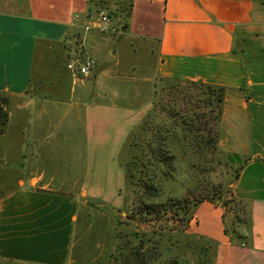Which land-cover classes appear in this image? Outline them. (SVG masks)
<instances>
[{"label":"crops","instance_id":"0c3cea01","mask_svg":"<svg viewBox=\"0 0 264 264\" xmlns=\"http://www.w3.org/2000/svg\"><path fill=\"white\" fill-rule=\"evenodd\" d=\"M132 3L128 33L157 43L154 76L139 80L153 88L138 110L96 104L86 90L94 86L86 83L95 82L66 68L73 57H88L87 0H0V93L8 97L9 112L0 135V264H97L87 246L102 247L94 239L98 233L88 242L80 235L94 228L106 201L121 199L120 186L101 185L118 169L123 174L118 154L166 79L226 89L218 148L232 168H241L228 186L249 209L245 246L230 243L223 209L209 202L194 209L188 233L217 242L214 264H264V0ZM105 80L120 83L114 75ZM66 104L74 111L71 128L62 129L56 121L64 119L59 112ZM100 145L107 155L97 165L88 147L96 152ZM96 165L110 168L106 175L97 171V182ZM124 206L120 200L113 208L122 215ZM114 229L108 231L104 264Z\"/></svg>","mask_w":264,"mask_h":264},{"label":"trees","instance_id":"16d2710c","mask_svg":"<svg viewBox=\"0 0 264 264\" xmlns=\"http://www.w3.org/2000/svg\"><path fill=\"white\" fill-rule=\"evenodd\" d=\"M87 5V12L106 9L127 26L133 3L87 0ZM225 90L201 81L166 79L159 84L151 108L120 151L132 196L123 208L125 216L117 220L108 264H214L217 242L188 233L194 209L202 202L223 209V233L230 243L248 244V206L228 186L241 168H232L218 148ZM8 122V97L0 93V135ZM179 160L196 190L183 186L184 194L177 196L165 185L176 182ZM221 168L235 173L227 184L214 181Z\"/></svg>","mask_w":264,"mask_h":264},{"label":"rangeland","instance_id":"374dc122","mask_svg":"<svg viewBox=\"0 0 264 264\" xmlns=\"http://www.w3.org/2000/svg\"><path fill=\"white\" fill-rule=\"evenodd\" d=\"M91 10H94V8ZM122 28H124V30ZM126 28L127 26L124 27L119 19L110 16L109 25L104 26L101 29L90 28V30H88L87 35H89L91 39L85 44V50L87 51L86 56L91 58V60L93 59L94 62L91 70H89L90 73L88 76L95 83H86L87 86H89V84L94 85L93 87L90 86L86 88V90L89 91L88 95L94 99L95 103L105 101L112 106L125 105L128 106V108L132 107L131 109L138 110L141 108L142 104L145 106L148 104L150 90L153 88V83H139V80L141 78L151 79L154 76L157 62V43L133 39ZM109 54L111 55L109 56ZM83 56L85 55L83 54ZM76 57H79L80 59L81 55ZM106 57H110L113 60L106 61ZM38 63V61L34 62L32 82L36 79V68ZM107 75H114L117 79H119L118 81L120 83L107 82L105 80V76ZM131 91L135 95L142 93V96L137 97V99L134 100L135 95L131 98ZM119 98L121 100H119ZM14 106L15 105L13 103L9 105L11 112H13ZM68 107H72V105L66 104L62 106L59 116L60 118L62 116L65 117L64 119L56 121L62 129L71 128V115H73L74 110L70 112ZM105 147L106 146L101 145L98 146L99 149L96 152H93L92 148L88 147L90 159L92 154L97 165L104 161V158L107 155V151H103ZM124 152L125 147L122 150L121 159H123ZM118 156H120V152ZM97 165L94 169L96 182L102 172L106 175L110 171V168H105L103 170L102 167H97ZM177 167L178 171L176 175V182H168L165 185L166 190L172 189L177 196L184 194L185 188L183 186L190 188L191 190H196V186L190 178V175L187 176L186 174L185 162L183 160H179L177 162ZM99 170H101V173H97ZM118 171L119 174H111V177H108L110 178L109 181L101 185V187L110 190V188L120 186V188H122L121 199L120 197H112L109 201L105 200L107 203L105 204L106 206L97 209V211L100 210L103 212V215L99 216L97 214L95 217L96 223L94 228L88 230L84 235H80V240H86L88 242V240L94 241L95 239V242L97 241V243L102 245L100 249L97 247L93 248L87 246L89 258H98L97 264H104L106 259L105 245L109 244L107 237L108 231L110 230V233L113 232V228L116 227L117 217L125 216L124 210H122L123 214L119 215L118 208L115 209L113 206H115L117 202H120V200L121 202L123 200L125 203L127 201L129 202L132 196L130 185L126 179H124L121 170L118 169ZM217 173L218 174L214 178V181H221L224 184H227V182L232 180L235 174L232 168H221L217 170ZM96 182L94 181L93 188H96ZM106 192L107 195H110V191ZM96 202L98 205L100 201ZM96 202L94 203V206ZM93 232L98 233L94 239L91 237Z\"/></svg>","mask_w":264,"mask_h":264},{"label":"built area","instance_id":"2783aa9c","mask_svg":"<svg viewBox=\"0 0 264 264\" xmlns=\"http://www.w3.org/2000/svg\"><path fill=\"white\" fill-rule=\"evenodd\" d=\"M86 18L89 20V24L84 27L85 31L90 30V28L101 29L102 26L110 23V15L107 10L103 8L89 10L86 14ZM93 64V60L88 57L80 59L79 57H74L68 61L66 68L72 73L86 77L89 75V70Z\"/></svg>","mask_w":264,"mask_h":264}]
</instances>
